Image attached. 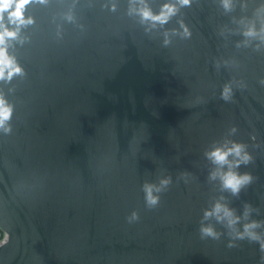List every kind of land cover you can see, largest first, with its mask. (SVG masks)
Returning <instances> with one entry per match:
<instances>
[{
  "label": "water",
  "instance_id": "obj_1",
  "mask_svg": "<svg viewBox=\"0 0 264 264\" xmlns=\"http://www.w3.org/2000/svg\"><path fill=\"white\" fill-rule=\"evenodd\" d=\"M15 10L0 11L21 69L0 80V264H264V0ZM233 143L252 178L235 195L207 157ZM216 204L236 223L206 218Z\"/></svg>",
  "mask_w": 264,
  "mask_h": 264
},
{
  "label": "clouds",
  "instance_id": "obj_2",
  "mask_svg": "<svg viewBox=\"0 0 264 264\" xmlns=\"http://www.w3.org/2000/svg\"><path fill=\"white\" fill-rule=\"evenodd\" d=\"M189 0H183V3L187 4ZM12 3L16 4V10L10 13L11 17L15 18L14 22H19L20 24L31 23V21H25L23 17V9L31 0H0V11L7 9ZM143 15L147 18L150 14L148 12H144ZM155 19H160L156 17ZM251 34V33H249ZM16 33L3 31L0 32V80L5 79V72L7 71L8 78L10 79L13 74L20 73L21 69L19 67L14 66L13 60L7 55L6 49L3 47L5 44V37H14ZM11 116V109L5 106V101L0 98V128H4V123ZM8 131V129H5ZM229 156L236 157L235 164L229 161ZM208 159H210L214 164L223 167L224 165L229 166V171L223 172L220 175V180L225 189L230 190L234 195L238 194L242 187L249 184L251 182V176L249 175H239L236 172L232 171L231 168L239 167L241 163H248L251 157L245 151V148L241 144L233 143L231 147L225 148H216L215 150L207 153ZM211 179H216V174L213 173ZM164 183H167L165 181ZM149 203L155 205L157 200L151 197V190L149 189ZM223 213V218H228L229 225L236 223V220L232 219V212L226 207L216 204L212 212H206L205 217L211 215H217V218L220 219V213ZM256 225H246L245 231L248 232L251 228H255ZM202 232L207 236H212L215 238V233L211 228H202ZM251 234V233H250ZM252 238H255L254 234H251Z\"/></svg>",
  "mask_w": 264,
  "mask_h": 264
},
{
  "label": "built area",
  "instance_id": "obj_3",
  "mask_svg": "<svg viewBox=\"0 0 264 264\" xmlns=\"http://www.w3.org/2000/svg\"><path fill=\"white\" fill-rule=\"evenodd\" d=\"M8 241V235L0 228V247Z\"/></svg>",
  "mask_w": 264,
  "mask_h": 264
}]
</instances>
